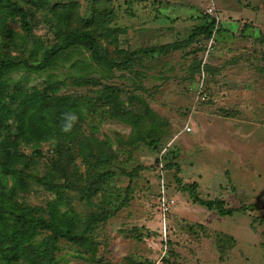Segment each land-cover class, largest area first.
Masks as SVG:
<instances>
[{"label":"rangeland","instance_id":"rangeland-1","mask_svg":"<svg viewBox=\"0 0 264 264\" xmlns=\"http://www.w3.org/2000/svg\"><path fill=\"white\" fill-rule=\"evenodd\" d=\"M8 1L0 0V57L19 68L1 79L14 90L3 102L18 112L22 94L40 92L55 109L79 107L60 140L24 139L14 162L21 173L5 176L0 166V177L27 184L13 204L33 217L56 216L49 203L57 200L76 223L71 239L39 229L17 251L1 237L0 264H264V0ZM209 7L225 29L206 57V47L187 41ZM61 27L92 32L106 62L75 46L41 64ZM162 45L117 66L132 51ZM200 59L209 72L196 67ZM104 84L111 102L84 98ZM7 119L13 127V113ZM163 152L179 167L164 174L167 214L157 205L154 166ZM54 164L78 198L72 207L60 201L64 180L52 179ZM193 182L202 199L250 208L219 216L180 189Z\"/></svg>","mask_w":264,"mask_h":264},{"label":"trees","instance_id":"trees-1","mask_svg":"<svg viewBox=\"0 0 264 264\" xmlns=\"http://www.w3.org/2000/svg\"><path fill=\"white\" fill-rule=\"evenodd\" d=\"M39 1L42 3H49L52 0ZM8 3L20 13L23 23L27 25L26 13L20 7H18L16 3L10 1H8ZM218 14L216 10H214L213 13H208L206 9L202 15L204 23L195 26L188 35L187 42L192 40L198 41L200 46H198L197 50L202 51L206 47V57L208 54L212 53V50L214 49V43L218 38V32L225 29L217 19ZM57 38L58 40L53 42L49 48L43 49L44 58L41 60V64H55L59 61L62 52L64 53L66 50L68 51L75 46L87 48L90 51L91 58L100 64L106 62L107 60L106 50L96 41L94 35L89 30L62 28L61 31L58 30ZM202 41L204 45L202 44ZM211 41L214 42L213 45L208 44ZM207 44L210 46L208 49ZM165 47V45H162L158 48H152L149 50L138 49L132 51L125 60L118 62L117 66H119L120 69L124 68L132 62L133 58L137 54H146L149 53V51L163 50ZM0 58V150L2 156L0 159V166L5 173V176L11 175L13 177H17L18 174L21 173V170L15 167L14 162L18 158V155L16 156V154L18 152L17 150L20 143L24 141V139L31 140L32 138H35L37 141L49 139L60 140L61 135H64V131L66 130L65 126L67 125V122L71 120L69 112H75L79 106L69 103L63 105L62 109H55L50 101L43 100L40 92H31L22 94V100L20 104L23 105V108H20L18 112H14L12 106L3 102L4 98H6V96L12 95L14 90H10L9 84L7 82H3L1 79L11 71L18 69L19 65L17 64V61L12 60L11 58ZM200 64L204 66V69L206 68V70L209 72L207 60L206 63H203L201 59L198 60L196 67L199 68ZM107 87H109V85L104 84L100 89L95 90L93 95L84 98L88 100V102L90 100H93L95 103L101 102V100H105L106 103L111 102L113 98L111 97V93H107ZM32 110L34 111V114ZM12 113L16 119L14 125L15 127H12L8 123L7 119ZM33 115H37L38 118L36 116L33 118ZM26 120L30 122L27 124ZM2 122H4V125L6 126H1ZM14 128H17L19 131L15 132ZM152 143V141L149 142V144ZM110 158H106L102 161V170L106 167V163L110 161ZM166 159H169V155L165 152L155 159L156 162L154 166H156V170H158V198L162 195L167 196L165 189L168 187V183L164 176L167 170L169 171L171 168L175 167L176 171H179V167L176 165V162H173L172 160H169L168 162ZM62 170L63 169L59 168L55 164L50 168L52 179L55 180L58 178L59 180H64L62 185L63 189L69 184L70 180ZM108 171L109 170L104 171L102 175L106 176ZM133 174L134 173L132 172L129 173V180L132 178ZM175 180L180 185V178L176 177ZM53 183L56 185V182ZM196 183L197 182H193L190 185L183 184L180 189L182 191H187L188 196L192 201L206 207L207 209L215 210L219 216H230L237 211H243L250 208V206H240L238 208L226 207L222 200L202 199L197 193L196 188L198 185ZM26 185L27 184L22 182H19L18 184L16 182L13 186H8L5 178L0 177V238H11V240H13V244L10 249L14 251L18 250V246L20 244L32 240L39 229L51 231L54 240H57L60 237L71 239L74 234L73 231L75 229L74 224L76 223V220L71 219L68 214H72L73 211H66V217L65 213L63 214L60 212L58 208L59 202L57 200H52L51 203H49V210L51 212H56V216L53 214L50 220L33 217L26 208L23 209L15 203L13 204L15 189L19 188L23 191H27ZM64 191L65 192L62 194L60 201L64 200V204L69 203V206L72 207L73 201L77 200L78 198L76 195H73L70 190L68 192L66 190ZM7 211L12 214V218L7 219L6 222L3 217V212L5 213ZM167 213L168 211L164 214ZM88 225L89 224H86L83 229H88ZM76 232L82 235L81 232Z\"/></svg>","mask_w":264,"mask_h":264},{"label":"built area","instance_id":"built-area-1","mask_svg":"<svg viewBox=\"0 0 264 264\" xmlns=\"http://www.w3.org/2000/svg\"><path fill=\"white\" fill-rule=\"evenodd\" d=\"M213 9H214L213 7H209L207 8V12L213 13ZM171 203H173V201L164 195L158 198V205L160 207L159 210L161 212H164V213L167 212L170 209Z\"/></svg>","mask_w":264,"mask_h":264},{"label":"clouds","instance_id":"clouds-1","mask_svg":"<svg viewBox=\"0 0 264 264\" xmlns=\"http://www.w3.org/2000/svg\"><path fill=\"white\" fill-rule=\"evenodd\" d=\"M157 205H158V203H157Z\"/></svg>","mask_w":264,"mask_h":264}]
</instances>
